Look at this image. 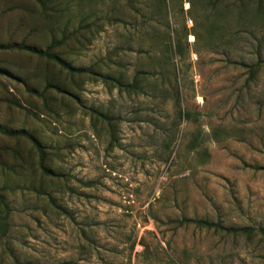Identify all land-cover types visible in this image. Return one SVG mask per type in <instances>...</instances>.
I'll return each mask as SVG.
<instances>
[{"label":"rangeland","instance_id":"374dc122","mask_svg":"<svg viewBox=\"0 0 264 264\" xmlns=\"http://www.w3.org/2000/svg\"><path fill=\"white\" fill-rule=\"evenodd\" d=\"M260 1L0 0V264H264Z\"/></svg>","mask_w":264,"mask_h":264},{"label":"trees","instance_id":"16d2710c","mask_svg":"<svg viewBox=\"0 0 264 264\" xmlns=\"http://www.w3.org/2000/svg\"><path fill=\"white\" fill-rule=\"evenodd\" d=\"M258 8H260L259 11H261V9H264L262 1L259 2ZM62 44H63V41L53 43L47 50H40L36 47H30V46H25V45H13V48L17 49L18 51H21V52H26V53H29L31 55H35V56H38L41 58H45V59L57 64L63 70L67 71L69 74H72V75L91 74L92 72L90 70L75 68L71 64L62 60L58 55H56L52 52L53 50H55L56 48H58ZM262 63L264 65V61ZM119 86L125 87L123 84H119ZM0 134L7 136V137H10V138H24V139H27L30 142H32L38 151L39 169L46 176H52L53 175V172L47 167V156H46V153L44 151V148L36 141V139L32 135L28 134L25 131H8V130L3 129L1 127H0ZM0 200H2L1 195H0ZM0 202H2V201H0ZM177 223L179 224V226L194 225L198 228L214 230L216 232H226V233L232 234V235H251V234L256 232L259 235H261L262 238L264 239V228H261L257 231H254L253 229H250V228L227 229V228H224L221 224L211 223V222L204 221V220L196 221V220L184 219V220H181Z\"/></svg>","mask_w":264,"mask_h":264}]
</instances>
